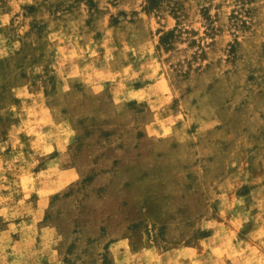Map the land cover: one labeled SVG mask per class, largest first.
<instances>
[{
    "label": "rangeland",
    "instance_id": "rangeland-1",
    "mask_svg": "<svg viewBox=\"0 0 264 264\" xmlns=\"http://www.w3.org/2000/svg\"><path fill=\"white\" fill-rule=\"evenodd\" d=\"M0 264H264V0H0Z\"/></svg>",
    "mask_w": 264,
    "mask_h": 264
}]
</instances>
